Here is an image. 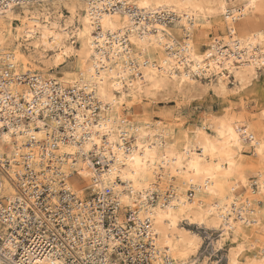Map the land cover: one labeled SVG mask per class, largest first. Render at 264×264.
<instances>
[{"label": "bare ground", "instance_id": "6f19581e", "mask_svg": "<svg viewBox=\"0 0 264 264\" xmlns=\"http://www.w3.org/2000/svg\"><path fill=\"white\" fill-rule=\"evenodd\" d=\"M126 1L139 7L140 0ZM149 2L171 4L170 9L150 12H173V22L147 23L143 27L126 11L94 9L88 0H44L0 7V61L4 63L10 55L9 63L16 73L43 77L49 74L60 82L92 87L102 102V118L95 129H104L100 137L103 134L107 137L105 144L112 151V146L120 147V133L129 127L134 142L138 138L146 147L154 149L156 155L154 169L135 182L138 187H130L123 179H120L123 184L114 183L119 178L105 181L108 171L101 175L103 182L93 187L95 172L90 160L82 158L83 152L87 153L96 144L93 138L81 147L61 142L53 151L57 154L58 170L51 173V179L60 187L59 178L63 174L66 188L82 198L92 188L111 182L122 203L132 206L139 203L145 206L152 190L163 192L172 186L175 196L170 202L160 199L153 206H145L154 220L158 248L166 250L179 264H264V154H261L264 132L259 133L252 122L230 112L229 108L221 115L205 117L193 132L169 121L167 113H164L165 120L150 118L149 109L167 99L213 96L229 101L256 88L264 92V0ZM229 13L236 17L235 21ZM229 28L240 42L239 47L228 35ZM125 31L131 43L130 52L141 62L133 71L121 62L120 43L107 37L109 32ZM213 31L220 34L212 38ZM217 40L234 50L243 48L244 55L242 58L232 53L221 56ZM194 73L204 74L197 77ZM113 84L120 87L113 88ZM10 88L14 94L20 91L25 97L30 96L27 85L11 83ZM124 108L128 110L125 113ZM229 130L240 137L238 148ZM45 131H32L37 142L45 138ZM9 134L0 137V159L5 153L13 157ZM94 137L101 141L98 135ZM17 140L18 160L20 153L31 150L26 145L25 132ZM207 141L223 149L216 153L215 161L209 157V164H218L221 169L214 173L215 181H206L202 175L197 177L187 167L181 169L175 163L185 148L197 151L196 146ZM247 148H253L254 155L246 154ZM181 163L186 165L187 160L181 159ZM116 167L122 176L126 165H117L115 160L110 169ZM174 170L178 175H173ZM81 173L86 175L81 177ZM77 177L81 179L77 181ZM189 179L196 183H190ZM188 188L195 189L191 199ZM2 191V195L15 193L11 181L5 180ZM214 191L221 194L213 195ZM204 229L216 235L213 237L208 231L203 234ZM208 241L214 253L227 248L229 256L224 263L214 260L213 253L205 254L203 248Z\"/></svg>", "mask_w": 264, "mask_h": 264}, {"label": "built area", "instance_id": "2783aa9c", "mask_svg": "<svg viewBox=\"0 0 264 264\" xmlns=\"http://www.w3.org/2000/svg\"><path fill=\"white\" fill-rule=\"evenodd\" d=\"M40 1L44 0H0V7ZM88 1L94 9L126 11L143 27L147 23H172L175 18L173 12L146 11L126 0ZM228 16L236 20L232 13ZM97 28L99 31L100 27ZM228 35L235 40L236 47L241 45L231 29ZM107 37L120 43L121 62L127 69L133 71L141 65L132 50L130 52L126 31L109 32ZM216 45L221 56L228 57L232 53L242 58L245 53L243 48L231 49L220 40ZM9 59L10 55L5 57L4 63L0 61V137L10 133L14 154L11 157L5 153L0 159V264H179L166 250L157 247L154 220L145 211L148 210L145 206H153L160 199L170 202L175 196L174 187L168 186L163 192L152 190L145 206L143 203L132 206L124 205L112 186L123 184L120 179L92 188L84 198L66 188L63 174L59 178L60 187L51 179V173L58 170L57 154L53 151L61 142L81 147L94 135L99 136L98 149L95 144L81 154L82 158L90 160L95 172L93 187L103 182L101 175L115 163V159L109 157L117 154L105 144L107 137L104 134L100 137L101 131L95 129L102 118V102L95 89L40 74L16 73ZM201 74L204 73L193 75L201 77ZM11 83L27 85L30 96L25 97L20 91L12 93ZM41 130H46L45 138L37 142L34 132ZM24 132L31 151L20 153L17 160V136ZM121 140L134 142L129 127L123 128ZM122 147L127 149L128 144ZM105 152L107 156L103 155ZM5 180L11 181L15 193L2 195ZM187 195L193 198L195 189L188 188Z\"/></svg>", "mask_w": 264, "mask_h": 264}, {"label": "snow or ice", "instance_id": "6c2138e0", "mask_svg": "<svg viewBox=\"0 0 264 264\" xmlns=\"http://www.w3.org/2000/svg\"><path fill=\"white\" fill-rule=\"evenodd\" d=\"M7 7V5H6ZM172 8L171 4L164 3H150L149 0H140L139 8L140 9H148L149 11H153L155 9H163V8ZM223 7V6H222ZM135 10V8H133ZM158 27V25H157ZM113 88H118L120 85L113 84ZM115 98L113 97V101ZM100 131H104V129H100ZM231 132V130H229ZM221 135H224L221 132ZM109 138H111V133H109ZM7 139V137H5ZM231 139L234 140L235 147H239L240 145V137H238L235 132H231ZM93 140L96 144H99L100 141L96 140L93 137ZM120 147L112 146L113 151L117 152L118 155L115 157H109V159H115L117 165H126V168L123 170V175H120V168H112L109 169L107 173L104 175L105 181L112 179L115 180L117 178L123 179L129 182L130 187H138L139 185L135 184L142 175L147 176L149 174L150 169H154L156 165V155L154 149L146 147L144 143H142L138 138L133 141H123L120 142ZM124 143L128 144L127 149L123 148L122 145ZM228 147H232V145H228ZM197 151H199V155L197 151H193L192 148H185L182 157H178L175 160V163L180 166L181 169L187 167L189 172L193 175L199 177L203 176V178L207 181H215L217 176L214 173H218L221 171L218 164H209V157L211 156L212 160H216V153L218 151H223V149L219 148L216 144L211 141L200 143L196 146ZM261 154H264V148H261ZM103 155L107 156L108 154L105 152ZM181 159L187 160V164H182ZM85 173H81V177L85 176ZM173 175H178V173L173 171ZM81 177H77V181L81 179ZM190 183H196L195 180L189 179ZM115 187V185H112ZM214 187L219 188L220 186L214 185ZM212 191V189H209ZM219 191H214L213 195H220ZM235 264V262H233Z\"/></svg>", "mask_w": 264, "mask_h": 264}, {"label": "rangeland", "instance_id": "374dc122", "mask_svg": "<svg viewBox=\"0 0 264 264\" xmlns=\"http://www.w3.org/2000/svg\"><path fill=\"white\" fill-rule=\"evenodd\" d=\"M219 34L220 32L213 31L211 37H216ZM67 64L68 63L64 65ZM58 75L60 76L61 73H58ZM45 77L51 76L46 74ZM227 108L230 109V112H235L234 114H237V116L241 115L242 118L252 122L257 127L259 133L264 132V117L262 116V112L264 111V92L260 88H256L244 94L239 99H231L229 101L216 99L213 96H204L193 99H167L149 106L150 111H152V114L150 113V118L165 120L164 113H167L169 115V121L176 122L182 126H180L181 128L188 132H193L197 126L202 125L205 117L221 115ZM123 111L125 113L128 110L124 108ZM245 150L246 154L252 156L253 153L254 155L253 148H247ZM205 231H208L213 237L216 235L214 231L206 229L202 230V233L204 234ZM212 238H209V240ZM203 251L207 252L205 254L213 253V259L221 261L222 263H224L229 256V251L226 247L219 253H214L211 245H209V241L205 243Z\"/></svg>", "mask_w": 264, "mask_h": 264}]
</instances>
